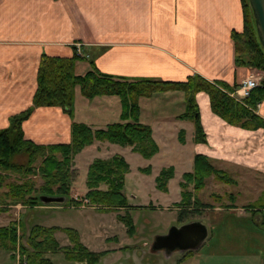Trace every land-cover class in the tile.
Returning <instances> with one entry per match:
<instances>
[{
  "label": "crops",
  "instance_id": "obj_1",
  "mask_svg": "<svg viewBox=\"0 0 264 264\" xmlns=\"http://www.w3.org/2000/svg\"><path fill=\"white\" fill-rule=\"evenodd\" d=\"M242 29L240 0H0V130L8 127L11 116L32 106L42 54L70 58L76 53L93 61L100 72L126 78L153 77L163 81H182L189 76L199 75L209 82L239 85L251 74L250 69L235 65L231 37L232 33H239ZM88 69L87 62H77L75 73L84 74ZM199 99L205 106L203 117L199 112V121L206 137L204 143H194L192 122L177 119L185 107L182 112L164 110L162 113L159 112L160 107L147 103L144 112L140 99L139 120L151 128L158 153L146 160L130 147L95 141L75 156V167L79 170L80 163L86 174L95 159L107 160L118 155L128 163L130 174L133 170L130 162L141 160L143 167H138L137 171L140 173V169L150 166L149 176L155 188L154 180L165 168L155 172L153 164L156 161L170 158L175 162L189 163L195 155L201 154L211 161L235 167L242 179V184L236 180V187L240 184L247 189H262L258 191L256 199H259L264 192V128L246 130L228 125L212 112L206 95ZM120 112L117 97L88 100L76 88L73 118L61 108L39 107L22 123V130L25 139L37 145L67 144L70 142L73 120L92 130L104 129L119 122ZM255 113L264 119V102L258 105ZM181 130L185 133L184 144L178 141ZM226 135L229 139L225 138ZM225 143L230 148L228 153L233 155L229 159L232 162L221 154L220 149ZM184 173L177 175L174 169V177L169 181L167 190L170 182ZM85 193L86 190L81 196ZM177 202L179 199L164 205L150 204L164 210ZM19 207L22 206H15V209L19 210ZM248 207L243 206L242 210L248 212ZM22 208L58 211L66 206ZM68 208L82 209L83 206ZM250 214L249 222L254 232L262 234L264 206ZM68 219V216L55 213L49 218V224L43 227L72 228L79 234L78 228ZM21 221L22 218L18 221L20 226ZM59 233L64 234L60 231L55 234L59 245L69 246L67 238L63 241L57 238ZM130 240L133 241L80 239L88 250L107 252L102 258L114 256V260L121 257L125 249H134L133 245L126 244ZM110 243L114 245L109 246ZM47 257L53 264H85L67 261L62 253Z\"/></svg>",
  "mask_w": 264,
  "mask_h": 264
},
{
  "label": "trees",
  "instance_id": "obj_2",
  "mask_svg": "<svg viewBox=\"0 0 264 264\" xmlns=\"http://www.w3.org/2000/svg\"><path fill=\"white\" fill-rule=\"evenodd\" d=\"M243 18V29L232 33L235 52V65L250 70L264 72V51L259 43L255 22L248 0H240ZM77 62H87L89 69L84 74H76ZM37 88L32 99V106L27 110L13 115L7 128L0 130V211L15 205L34 207L44 205L40 197H59L76 207L86 205L101 212L124 210L123 215L116 219L126 229V234L133 238L135 225L130 206L124 195L125 177L129 173V165L121 156H113L107 160L95 159L88 167L86 176L87 192L79 199H73L71 192V167L74 157L95 141L108 142L121 147H130L142 158L149 160L158 153V146L152 138L151 128L140 122L139 100L148 96L153 90L170 87L185 91V110L177 119L188 120L194 126L193 141L196 144L205 142V133L199 121L198 107L194 96L206 92L212 112L228 125L246 130L264 128V119L255 114L258 105L264 102V78L259 87L253 89L249 97L240 104L228 93L238 87L222 81H206L199 75L189 76L186 82L162 81L149 78H126L100 72L93 61L76 53L70 58L49 57L42 54L37 70ZM79 88L81 95L92 100L97 97H117L121 112L119 122L108 125L104 129L92 130L87 125L76 123L71 125L70 142L67 144L37 145L26 140L22 123L27 120L34 109L39 107L61 108L73 118L75 90ZM185 133H178V141L184 144ZM151 167L140 169L141 173H150ZM15 174L24 179L21 182H8L9 175ZM42 179V184L35 188L27 177ZM236 186L237 182L224 171L216 169L211 160L201 154L193 158L191 172L184 173L178 186L180 200L176 203L180 209L178 222L183 221L187 211L210 208L199 203L196 195L204 187L207 178ZM174 177L172 166L163 168L156 176L155 189L167 192L168 183ZM105 186V189H101ZM217 198V197H216ZM218 199V198H217ZM64 202V203H65ZM51 206V205H48ZM54 206V205H53ZM19 225L10 223L0 227V250L12 252L16 246ZM21 236L25 245L20 247L25 257L20 264H53L47 257L62 253L67 261L99 264L107 252L95 253L88 250L80 241L75 229L43 227L34 225ZM63 232L69 246L61 247L55 238L57 232ZM20 234V233H19ZM187 251L183 256L191 254ZM11 259H14L12 255ZM186 256V257H187Z\"/></svg>",
  "mask_w": 264,
  "mask_h": 264
},
{
  "label": "rangeland",
  "instance_id": "obj_3",
  "mask_svg": "<svg viewBox=\"0 0 264 264\" xmlns=\"http://www.w3.org/2000/svg\"><path fill=\"white\" fill-rule=\"evenodd\" d=\"M255 77L258 81L264 78V72L260 70H251L249 76ZM248 76V77H249ZM263 76V77H262ZM159 79L153 77H142ZM188 79V78H187ZM186 80L177 82H186ZM161 80V79H159ZM163 81V80H162ZM172 82V81H169ZM259 83V84H260ZM159 90L156 88L148 96L143 97L140 101L141 107L145 109L150 103L160 107L159 112L164 110H170V112H182L185 107V91H180L170 87ZM194 96L198 112L203 117L204 105L200 101V97L206 95V92H200L197 96ZM184 112V111H183ZM256 114V113H255ZM225 138L229 139L228 135ZM191 149V148H190ZM230 150L227 143H225L220 149L221 154L226 156L227 160L233 155L229 154ZM205 156V155H204ZM75 157L73 159V166L71 167V192L70 195L73 199H79L83 196L82 192L86 190V176L82 170V165L78 163L79 170L75 167ZM141 160L131 161L130 165L132 171L125 177L124 195L130 205L129 213L132 216L133 223L135 225V234L131 238L126 234L125 227L116 221L117 215H123L124 210L111 212H101L94 207L83 206L82 209H70L68 207H76L66 202L60 206H66L64 210L51 211V210H35L19 207V210L15 206L9 207L6 212L0 211V227H6L10 223L19 225V219L24 233H27L29 227L34 225L47 226L49 224V218L53 214L58 213L68 216V222L72 221L75 228H78L80 239H119L120 241L130 240L129 245H133L134 249H125L121 253V257L115 264H264V228L263 233L257 234L254 232L250 224L251 214L255 212L258 207L264 206V192L261 193L259 199H256L260 190H254V187H241L242 184L241 173L237 169L228 164H220L216 161H211L212 165L221 171H224L235 181L240 184L238 187L226 185L212 176L205 180L204 187L196 195L199 203L202 205H208L209 209H199L198 211H187L184 215L183 221L178 222V213L180 209L177 208L176 203L168 205L163 210L162 207L154 205L168 204L180 200V189L178 186V180L181 176H177V180L170 182L168 194L158 191L154 188L152 183V177L150 173L141 175L138 171V167L141 166ZM173 162V163H171ZM92 164V163H91ZM90 166V165H89ZM173 166L178 174L188 173L192 171L193 160L190 159L189 163L175 162L174 159L163 158L156 161L153 164V170L158 172L162 167ZM88 171V169H87ZM32 181L35 188H38L42 184L40 177L30 176L26 178ZM24 179L18 175L10 174L8 182H21ZM236 181V182H237ZM254 184V181H252ZM243 184H245L243 182ZM260 186V183L257 182ZM105 186H101V189H105ZM6 192V189H1L0 193ZM167 193V192H165ZM218 199H217V198ZM149 204V205H148ZM248 205V212L242 210L243 206ZM14 207V209H13ZM215 209V210H214ZM25 210V212H24ZM247 214V216H246ZM254 219V217H253ZM264 219V217H263ZM200 221L208 229V237L201 248L192 251L189 256H183L182 253L177 252L172 257L166 259L165 255L160 252H153L150 250L152 242L156 236L166 235L172 227H180L189 222ZM57 222V221H56ZM59 224V223H58ZM21 226L17 230V239L15 249L8 253L7 251L0 250V264H20L24 263L25 257L21 255L20 247L25 245V239L21 236ZM97 230V231H96ZM91 231L94 233L92 235ZM20 233V234H19ZM63 236L59 233L57 238L63 241ZM114 245L110 243L109 246ZM12 255L14 259H11ZM52 256L51 254H48ZM20 260L17 262V257ZM187 256V257H186ZM143 259V260H142ZM114 256L102 258L99 264H113Z\"/></svg>",
  "mask_w": 264,
  "mask_h": 264
},
{
  "label": "water",
  "instance_id": "obj_4",
  "mask_svg": "<svg viewBox=\"0 0 264 264\" xmlns=\"http://www.w3.org/2000/svg\"><path fill=\"white\" fill-rule=\"evenodd\" d=\"M251 8L257 37L264 51V0H248ZM44 205H62L65 199L40 197ZM208 237L207 227L200 221L189 222L180 227H172L166 235L156 236L152 242L153 252H162L166 257L175 252L182 254L202 247Z\"/></svg>",
  "mask_w": 264,
  "mask_h": 264
},
{
  "label": "built area",
  "instance_id": "obj_5",
  "mask_svg": "<svg viewBox=\"0 0 264 264\" xmlns=\"http://www.w3.org/2000/svg\"><path fill=\"white\" fill-rule=\"evenodd\" d=\"M263 77V76H262ZM262 80V78H260ZM260 80L258 81L252 75L245 78L236 89L232 92L228 93L229 97L234 99L240 104H244L243 100L249 97L251 91L257 87H259ZM20 260L19 256L17 257V262Z\"/></svg>",
  "mask_w": 264,
  "mask_h": 264
}]
</instances>
